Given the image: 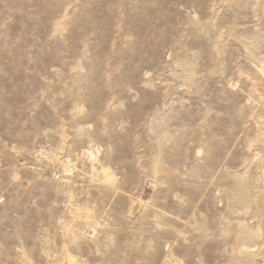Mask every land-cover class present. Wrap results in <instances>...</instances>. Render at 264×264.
Segmentation results:
<instances>
[{
  "label": "rangeland",
  "instance_id": "rangeland-1",
  "mask_svg": "<svg viewBox=\"0 0 264 264\" xmlns=\"http://www.w3.org/2000/svg\"><path fill=\"white\" fill-rule=\"evenodd\" d=\"M0 264H264V0H0Z\"/></svg>",
  "mask_w": 264,
  "mask_h": 264
}]
</instances>
